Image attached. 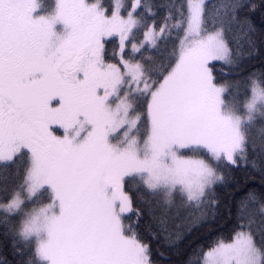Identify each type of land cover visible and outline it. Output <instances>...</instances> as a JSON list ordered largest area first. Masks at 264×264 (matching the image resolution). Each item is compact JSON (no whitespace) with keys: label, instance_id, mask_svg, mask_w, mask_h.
Instances as JSON below:
<instances>
[{"label":"snow or ice","instance_id":"snow-or-ice-1","mask_svg":"<svg viewBox=\"0 0 264 264\" xmlns=\"http://www.w3.org/2000/svg\"><path fill=\"white\" fill-rule=\"evenodd\" d=\"M0 264H264V0H0Z\"/></svg>","mask_w":264,"mask_h":264}]
</instances>
